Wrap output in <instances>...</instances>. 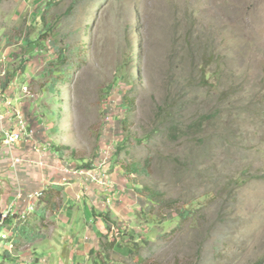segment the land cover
I'll use <instances>...</instances> for the list:
<instances>
[{
  "label": "rangeland",
  "instance_id": "rangeland-1",
  "mask_svg": "<svg viewBox=\"0 0 264 264\" xmlns=\"http://www.w3.org/2000/svg\"><path fill=\"white\" fill-rule=\"evenodd\" d=\"M212 53L219 92L190 78ZM2 92L31 132L16 172L0 134L2 210L62 190L0 264H264V0H0Z\"/></svg>",
  "mask_w": 264,
  "mask_h": 264
},
{
  "label": "built area",
  "instance_id": "built-area-1",
  "mask_svg": "<svg viewBox=\"0 0 264 264\" xmlns=\"http://www.w3.org/2000/svg\"><path fill=\"white\" fill-rule=\"evenodd\" d=\"M1 95L3 96V102L6 103L4 104V106L8 108L7 106L11 105V102H7L5 98L7 94L2 92L0 93V96ZM1 133L4 141L3 142L4 146H2V152H5V155H9L8 159L11 157V159L9 160L10 166L12 170L16 172L17 169L20 168L24 162L21 159V157L18 156L17 152L14 153V150L16 149L17 143L23 142L25 141V139H29L31 137V132H29L28 126L24 118H22L20 112L18 111L15 112L13 118L8 117V121H7V114L3 109L2 104L0 103V134ZM79 172L80 171L74 173L79 174ZM62 173L64 175H68L71 174L72 171L70 169L63 168ZM81 173L82 175L85 174V172H81ZM86 174L89 175L88 173ZM62 181L66 183L68 180L66 177H64ZM60 185H65V184H60ZM48 190L49 188L44 187L39 190L33 191L31 193H25L24 191L21 192L20 190L17 191L16 194L13 196L14 199L13 203L9 204V207L6 210H2L4 219L0 231L2 227L5 226V221H6L5 218L14 216L15 215L14 208L18 207L21 203H23L25 205V208L27 209L26 212H24L21 215V218H27L31 214H34V212L37 213L39 206L41 204V200L43 199V197L45 196ZM4 239L6 238H1L0 236V241H3ZM11 246L13 247V245Z\"/></svg>",
  "mask_w": 264,
  "mask_h": 264
},
{
  "label": "trees",
  "instance_id": "trees-1",
  "mask_svg": "<svg viewBox=\"0 0 264 264\" xmlns=\"http://www.w3.org/2000/svg\"><path fill=\"white\" fill-rule=\"evenodd\" d=\"M223 57L220 56L219 54H215V53H212L211 55L207 54L205 55L204 57V63L200 66H196V65H193L191 67V74H190V78L192 79L193 82H197V84L201 85L202 87L205 86V83L213 78L215 79V81L217 82L215 84V86L213 85V89L215 92H219L221 87L224 85V81H223V76H222V68H221V63H222V60ZM216 64V70L214 72L212 71H209L208 68L213 65V64ZM198 67L200 68L199 72H200V75H199V78L196 79L194 78V75L196 74V71L198 69ZM10 83H11V80L9 79L4 85V89H7L9 86H10ZM186 91L189 89L188 88H185ZM177 102H174V105L173 107H170V106H164L162 107V116H165V117H170L171 119H167V124H173V118H172V115H171V112H170V109L172 108L175 109L178 107V102L181 103L182 100H175ZM187 103V102H186ZM185 103V104H186ZM133 102L130 101L128 102V108L129 109H132L133 108ZM183 107V106H182ZM148 164L146 165V168H147ZM143 170H145V166L143 167ZM141 169H139V165L138 164H134L132 166V169L130 170V172L132 174H140L142 173ZM59 190V189H57ZM54 191H56L54 188L53 189H50L46 192L45 196L43 197V199L41 200V205H43L42 207H40V210L39 211V214H38V217H40L41 219H44L45 216V210L46 208L49 206V204L51 203V200L53 198V195H54ZM158 195V193H151L149 195V199L151 200H154L156 198V196ZM184 217H187L189 215V213H186L184 212ZM107 221L109 222L110 220L107 219ZM11 220H6L5 223H10ZM18 231V230H17ZM18 234V232H17ZM19 234L28 242V243H31L33 241H36L38 239H41L43 238V236L39 233H36L34 232V230L30 229V228H27V227H24L23 229L20 230ZM115 239L113 240V242H110L109 244V250H112L116 247V243L114 242ZM106 259H109L108 257ZM94 264H99V261L95 262Z\"/></svg>",
  "mask_w": 264,
  "mask_h": 264
},
{
  "label": "crops",
  "instance_id": "crops-1",
  "mask_svg": "<svg viewBox=\"0 0 264 264\" xmlns=\"http://www.w3.org/2000/svg\"><path fill=\"white\" fill-rule=\"evenodd\" d=\"M58 187V188H57ZM66 187V186H65ZM51 189H55L56 191H60V190H62V188H59V186H51L50 187ZM57 189H59V190H57ZM67 188H65V190H66ZM1 195V194H0ZM0 199H1V201H3V198H2V196H0ZM47 211V208H46V210L44 211V212H46ZM78 223H79V221H77ZM74 226L76 225V222H74V219H73V223H72ZM77 228V227H76ZM104 233V232H103ZM44 237V236H43ZM38 240H40V239H38ZM38 240H36V241H38ZM36 241H33V242H31V243H34V242H36Z\"/></svg>",
  "mask_w": 264,
  "mask_h": 264
},
{
  "label": "water",
  "instance_id": "water-1",
  "mask_svg": "<svg viewBox=\"0 0 264 264\" xmlns=\"http://www.w3.org/2000/svg\"><path fill=\"white\" fill-rule=\"evenodd\" d=\"M3 219H4V215H3L2 208H1V199H0V228L3 223Z\"/></svg>",
  "mask_w": 264,
  "mask_h": 264
}]
</instances>
